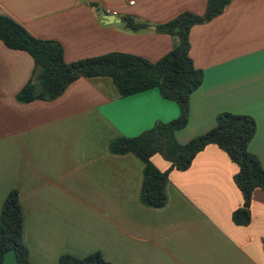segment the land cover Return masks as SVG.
I'll use <instances>...</instances> for the list:
<instances>
[{
	"label": "crops",
	"instance_id": "0c3cea01",
	"mask_svg": "<svg viewBox=\"0 0 264 264\" xmlns=\"http://www.w3.org/2000/svg\"><path fill=\"white\" fill-rule=\"evenodd\" d=\"M207 0H0V14L33 36L62 44L67 63L117 51L155 62L172 48L156 30L183 11L203 14ZM115 9L109 23L100 14ZM145 21L132 32L121 17ZM154 28H151V27ZM189 56L203 72L189 97L181 144L215 126L224 111L251 116L248 149L264 170V0H231L222 13L194 25ZM34 61L0 41V211L11 190L23 216L21 240L31 264H59L68 254L98 251L114 264H264V190L251 196L250 222L236 225L242 205L236 166L209 144L184 171L170 170L160 207L140 199L143 161L110 143L134 137L179 114L157 89L121 96L106 76L79 77L54 100L20 102ZM160 170L170 163L151 158ZM0 264H17L14 253Z\"/></svg>",
	"mask_w": 264,
	"mask_h": 264
},
{
	"label": "trees",
	"instance_id": "16d2710c",
	"mask_svg": "<svg viewBox=\"0 0 264 264\" xmlns=\"http://www.w3.org/2000/svg\"><path fill=\"white\" fill-rule=\"evenodd\" d=\"M231 0H207L203 14L183 11L160 23L156 30L171 36L173 44L168 53L155 62L137 55L109 52L67 63L62 44L53 39L33 36L23 25L8 15L0 14V41L10 49L28 53L34 61L31 78L17 93L20 102L51 101L79 77H109L121 96H129L149 89H157L162 98L173 101L179 108L178 116L168 122L157 121L152 128L134 137H119L111 141L110 150L116 154L134 153L143 163L141 201L160 207L165 203L164 184L170 170L184 171L194 157L207 145L222 150L236 166L233 180L242 196V205L232 213L236 225L250 222L249 205L255 189L264 190V170L252 154L249 143L256 131L254 119L245 114L221 112L215 126L207 132L181 144L175 132L184 128L189 119V97L201 85L203 72L193 65L189 56V32L194 25L209 21L222 13ZM125 29L137 32L147 28L145 21L131 16L121 17ZM160 155L170 163L160 171L151 161ZM23 216L18 192L11 190L0 211V263L12 251L17 264H31L28 251L21 240ZM59 264H114L95 251L78 258L68 254Z\"/></svg>",
	"mask_w": 264,
	"mask_h": 264
},
{
	"label": "built area",
	"instance_id": "2783aa9c",
	"mask_svg": "<svg viewBox=\"0 0 264 264\" xmlns=\"http://www.w3.org/2000/svg\"><path fill=\"white\" fill-rule=\"evenodd\" d=\"M124 4L128 6H132L135 4L136 0H121ZM105 12L111 14L113 16H118V12L115 9L106 8Z\"/></svg>",
	"mask_w": 264,
	"mask_h": 264
},
{
	"label": "water",
	"instance_id": "95a60500",
	"mask_svg": "<svg viewBox=\"0 0 264 264\" xmlns=\"http://www.w3.org/2000/svg\"><path fill=\"white\" fill-rule=\"evenodd\" d=\"M100 16L107 20L109 23H112L114 21L118 22L119 19H115V16L111 15V14H105L104 12H101ZM151 28H154L153 26Z\"/></svg>",
	"mask_w": 264,
	"mask_h": 264
}]
</instances>
